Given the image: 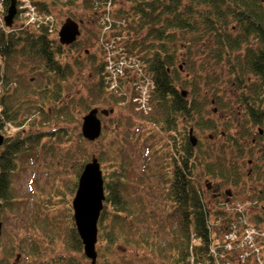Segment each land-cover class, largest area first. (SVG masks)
Here are the masks:
<instances>
[{
    "label": "trees",
    "instance_id": "trees-1",
    "mask_svg": "<svg viewBox=\"0 0 264 264\" xmlns=\"http://www.w3.org/2000/svg\"><path fill=\"white\" fill-rule=\"evenodd\" d=\"M51 2L57 4L60 1ZM117 2L83 0V6L97 9L104 5L106 21H111L114 28L113 42L107 41L112 43L110 46L119 58L131 57L138 62L137 67L133 64V69H139L143 85L146 81L151 83V117L167 133L177 157L170 151V168L163 194L166 205L171 207L167 215L169 223L160 226L161 231L156 229L153 235L145 234L136 223L138 213H145L144 205L140 203L139 206L128 190L130 179L126 161L121 159L112 169L103 171L105 200L98 220L95 264H129V260L123 258V254L117 255L116 251L121 244L137 243L133 235H138L137 244L145 245L161 264H191V256H202L209 246L208 210L193 178L211 179L214 187L222 189H237L242 184L246 187L248 180L244 179L253 184L264 180L262 166L254 165L247 172L242 169L246 156L252 154L256 146L252 142L246 148L243 140L256 136L264 153V0H129V8L114 9ZM41 3L42 6L46 4ZM72 3L73 0H68L64 4ZM107 4H110L108 9ZM8 5L9 0H6V8ZM98 30L90 29L89 32L96 37ZM51 35L45 28L37 32L29 29L0 31V58L5 70L0 95L2 133L8 132L5 125L9 122L15 126L27 123L36 126V119H31L36 114L42 119L41 125L48 127L61 119L67 124L74 122L76 104L74 99L65 101L64 91L69 88L75 69L83 64L80 58L70 61L68 56L90 42L91 35L68 46L61 45L58 38ZM87 56L86 62L95 79L89 93L95 102L103 100L119 104L116 91L107 93L109 88L105 87L109 61L98 60L90 53ZM18 64H30V70L37 75L34 81L29 79L24 92L18 84L13 86L14 67ZM224 75H229L235 90L233 100H226L221 93L219 83ZM78 100L84 101L86 97L80 96ZM209 104L214 105V112H235L234 121L227 114L226 119L223 117L224 122L207 116ZM91 106L84 105V108L89 111L94 107ZM189 126L201 131L212 129L216 135L227 132L228 141L214 149L202 141L193 147L188 140ZM220 126L224 130L218 134ZM255 127H258L257 131ZM234 128L237 134L231 132ZM180 131L184 134L182 141L178 139L182 135ZM68 134V128L60 126L41 132L17 130L15 135H5L0 147V264H78L71 256L52 258V262L47 263L46 251L31 237L19 243V248L13 241L11 245L2 241V225L7 222L9 213L17 211L13 179L22 167L21 158H27L40 146L51 156H57L54 145L42 143V138L63 142V135ZM78 136L81 138V134ZM104 155L105 152L100 153L99 160H104ZM250 160L253 161L249 159L247 163ZM79 162L82 165L74 173L75 189L87 161ZM56 192L60 197L61 191ZM248 192L251 198L264 201V184L252 186ZM64 204L67 205L68 223L62 234L63 246L67 251L83 252L69 202ZM255 215L258 220L264 218V205ZM44 224L39 225L41 229H49L46 230L49 241H53L55 233L61 236L53 231L55 222L45 221ZM16 248L19 253L23 250L27 258L12 263L11 258L18 254ZM83 257L88 259L84 253Z\"/></svg>",
    "mask_w": 264,
    "mask_h": 264
},
{
    "label": "rangeland",
    "instance_id": "rangeland-1",
    "mask_svg": "<svg viewBox=\"0 0 264 264\" xmlns=\"http://www.w3.org/2000/svg\"><path fill=\"white\" fill-rule=\"evenodd\" d=\"M59 1L57 4L50 6L51 22L52 24L55 23L57 27L51 36L58 38L55 31L58 30L59 32L65 20L72 16L77 21L82 20L78 40L89 38L91 35L90 42L83 48L73 50L68 56V60L70 61L72 58H80L83 64L82 67L75 69V75L69 81V88L64 91L66 92L65 101L74 99L76 104L73 110L75 120L67 124V122L61 121L63 120L61 119L48 127V125H41L42 119L36 114L31 118L36 119L34 121L37 122L36 126L29 125L28 123L21 126L12 125L10 122L6 123L5 129L8 131L4 133L6 136L15 135L17 130H22V133L31 131L41 132L60 126L67 127L69 134L68 136L63 135V142H54L47 137L42 138V143L54 145L57 156H51L48 151L40 146L34 149L27 158H21L22 167L19 168L13 179V190L17 199L15 209L17 211L9 213L6 218L7 222L2 225L4 227L2 241L5 244L8 243V245H11V241H13L15 247H18L19 243L22 244L24 239L28 240L31 237L37 242L38 247L46 251L44 256L47 263L52 262V258L71 256L78 261V264H91L89 259L83 257V252L67 251L63 246L64 238L62 234L64 235L68 223L67 205L64 203L69 202L68 208H70L69 210L73 214L72 200L75 194L74 173L82 165L79 161H89L92 156H96L99 159L100 153L105 152V159L99 161L102 170L106 171V169H112L113 165L124 159L130 179L128 190L131 197L139 206L140 203L144 205L143 209L145 213H141V211L138 213V221L136 223L142 227L145 234L153 235L156 229L161 231L160 226H167L169 223L167 215L171 212V207L166 205L163 197L166 177H168L165 174L170 168L171 159L168 156L170 151H172L175 157H177V152L173 146L171 147L172 142L167 133H164L161 130V126L151 117V113H153L151 99L148 98V102L145 103L146 106L144 104L141 108L136 103L132 104V96L137 93L135 80L138 79V75H135L134 72L129 71L124 73L121 71L123 67L116 75L113 74V70L108 71L115 79L107 78L105 82L107 90L109 88L107 93L113 90L112 84H119V90L115 94L119 98L120 103L103 100L95 102L92 94L89 93L90 88L94 87L93 83L95 79L91 75L90 68L86 62L88 59L87 53L96 55L98 60L102 61L104 59V61L111 60L110 62H113L117 54H115L112 46H110L112 43L107 40H112L111 35H113L112 29L114 28L109 27L111 21H106L107 15L104 5L97 7V9H86L83 6V0H73L72 4H64L66 0ZM117 3V5H113L114 9H118L119 7L129 8L131 2L129 0H118ZM106 7V9L110 8V4H107ZM74 15H76V18H74ZM17 23L23 22L19 20ZM16 26L18 25L16 24ZM33 26L36 27L35 25ZM90 29H99L96 37H92V34L89 32ZM108 56H111L112 59ZM178 64L181 63L179 62ZM118 66H123V62L119 63ZM14 68L16 76L13 80L17 81L19 89L24 92L27 90V85H29V79L34 81L37 75L34 71L30 70V64H18ZM229 78V75H224L219 85L221 93H223L226 100H233L235 90L231 86ZM121 82H123L122 85H120ZM129 87L131 91H129ZM139 92L145 97L143 99V102H145L147 94L143 85L139 89ZM80 96H85L86 100L79 101L78 98ZM30 97L34 98L32 95ZM84 105H92L98 107L100 110H112L109 112V115H99L103 126L102 134L95 141H87L81 134L83 117L88 113ZM213 107L214 105L211 104L207 106V116L224 122L226 119L225 115L227 114L234 121L235 112L227 111L226 113H222L219 110L214 112L215 108ZM191 127L189 126V128ZM257 129L258 127L254 128L255 131ZM223 130L224 127L220 126L219 130H217L218 134ZM231 132L233 134L238 133L235 128ZM196 133L203 138L204 144L208 145L209 148L214 149L215 146L228 141L227 132L216 135L212 129H207L204 131L197 130ZM78 134H81V138ZM254 138L255 136H250L242 141L243 144H246V148L252 144ZM111 142L113 143L111 144ZM262 149V145L257 143L252 154L249 153L246 156L242 166L244 172H247L250 168L247 163L249 159H253L262 166L264 171V153ZM244 180H248L246 187L242 184L237 189L231 187L223 188V190L232 191L231 197L234 203L239 205L245 204L247 202L245 200L251 198L248 192L250 187L255 185L262 186L264 184L263 179L255 181L254 183L256 184H253L249 179ZM199 181L202 182L204 187L206 179L201 177ZM58 190L61 191L60 197L59 193L57 194L56 192ZM207 201L208 206L213 208L211 193H207ZM44 220L47 223H50V221L51 223L55 222L56 224L52 226L55 230H52L58 232L62 237L55 233L53 241L51 239L49 241L46 237L48 234L46 230L49 229H41L39 225L42 223L45 225ZM133 238L138 243V235H133ZM137 243L126 246L123 244L119 245L116 254H123V258L129 260V264H161V260L156 255L150 253L145 245ZM23 247L27 249L25 246ZM18 248L15 249L16 254H18L11 258L12 263L21 262L27 258L26 253L23 250H21L22 254L19 253ZM57 264L65 263L60 262Z\"/></svg>",
    "mask_w": 264,
    "mask_h": 264
},
{
    "label": "water",
    "instance_id": "water-1",
    "mask_svg": "<svg viewBox=\"0 0 264 264\" xmlns=\"http://www.w3.org/2000/svg\"><path fill=\"white\" fill-rule=\"evenodd\" d=\"M16 14V0H10V5L5 16L7 26H11ZM79 22L67 18L58 32L62 45H70L80 35ZM186 95V92H182ZM112 111V110H110ZM108 110L92 108L84 117L81 133L87 140L94 141L102 132V122L98 116L101 112L108 115ZM261 133V131H260ZM4 137L0 132V146ZM196 140H193V145ZM105 200L104 178L98 158L92 157L80 173L77 188L72 200L73 218L76 229L83 244L84 254L91 259V264L96 263V243L98 239V220ZM1 228V222H0Z\"/></svg>",
    "mask_w": 264,
    "mask_h": 264
},
{
    "label": "built area",
    "instance_id": "built-area-1",
    "mask_svg": "<svg viewBox=\"0 0 264 264\" xmlns=\"http://www.w3.org/2000/svg\"><path fill=\"white\" fill-rule=\"evenodd\" d=\"M4 3L5 0H0V28L4 26ZM18 8L19 18L24 21L23 26L34 23L32 26L53 27L52 15L39 12L32 0H19ZM244 209V205H227L226 210L233 211V219L229 221V226L220 230V239L210 242L207 253L209 258L198 261V264H264V228L251 224ZM212 223L207 221L210 231ZM216 224L221 225L222 218L216 219L213 225Z\"/></svg>",
    "mask_w": 264,
    "mask_h": 264
},
{
    "label": "flooded vegetation",
    "instance_id": "flooded-vegetation-1",
    "mask_svg": "<svg viewBox=\"0 0 264 264\" xmlns=\"http://www.w3.org/2000/svg\"><path fill=\"white\" fill-rule=\"evenodd\" d=\"M215 112H216V110H215ZM190 130H191L192 134L196 136V139H197L196 143H197V144H199V143H198L199 141H202V143H204V142H203V138H201L200 136L197 135V133H196L197 129H196V128L191 127ZM180 133L182 134V131H180ZM183 136H184V134L180 135V136L178 137V139H179L180 141H182V140H183ZM188 140H189L190 143H192V142H191L192 140H191V138L189 137V135H188ZM258 141H259V140H257V138H256V136H255V138L253 139L252 142H253L254 144H257ZM197 144L195 145L196 147H197ZM193 147H194V146H193ZM248 165L250 166L249 170H251V168H253L254 165H259V164H258L257 162H255L254 160H253V161L250 160L249 163H248ZM213 182H214V181H213ZM207 191H208V192H209V191H215L216 195H218V196H221V194H222V192H221V191H222V188H221V187H214L213 184H208Z\"/></svg>",
    "mask_w": 264,
    "mask_h": 264
}]
</instances>
